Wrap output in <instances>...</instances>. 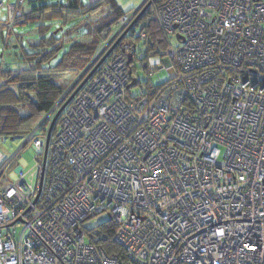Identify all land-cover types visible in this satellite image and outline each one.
<instances>
[{
  "label": "built area",
  "instance_id": "2783aa9c",
  "mask_svg": "<svg viewBox=\"0 0 264 264\" xmlns=\"http://www.w3.org/2000/svg\"><path fill=\"white\" fill-rule=\"evenodd\" d=\"M148 3L179 45L144 67L177 76L133 96L125 33ZM106 55L59 117L42 182L54 116ZM61 99L25 142L36 173L0 151V264H264V0H146ZM104 215L121 252L85 228Z\"/></svg>",
  "mask_w": 264,
  "mask_h": 264
},
{
  "label": "trees",
  "instance_id": "16d2710c",
  "mask_svg": "<svg viewBox=\"0 0 264 264\" xmlns=\"http://www.w3.org/2000/svg\"><path fill=\"white\" fill-rule=\"evenodd\" d=\"M28 5L29 11L23 6V17L13 24L8 22L6 27L32 24L38 28L40 39L29 44V49L18 40L7 43L4 25L0 28L4 51L9 53H2L5 59H0V139H28L38 121L43 120L64 95L60 81L68 75L83 74L117 22L133 11L125 12L113 0L94 5L81 0H57L53 4L49 0H31ZM55 25L61 26L57 33L53 32ZM137 27L139 34H136ZM142 34L146 38L143 39ZM129 38L140 43L138 49L132 43V76H135L133 64L140 50L144 53L142 69L148 72L144 67L146 61L152 57L163 59L170 47V38L161 30L152 8L141 16ZM58 57L60 61L56 62ZM9 59L13 61L5 63ZM49 124L44 123L40 132L44 133ZM114 228L109 218L91 230L95 234L93 242L110 253L121 252L112 241Z\"/></svg>",
  "mask_w": 264,
  "mask_h": 264
},
{
  "label": "rangeland",
  "instance_id": "374dc122",
  "mask_svg": "<svg viewBox=\"0 0 264 264\" xmlns=\"http://www.w3.org/2000/svg\"><path fill=\"white\" fill-rule=\"evenodd\" d=\"M29 1L31 0H25L24 7L26 11H29ZM57 0H49V3H55ZM83 3L87 4L86 0H81ZM134 1V0H132ZM146 0H136V2H139L137 7H135V10L138 9ZM18 3V0H0V28L2 25H4L3 32L4 36L6 37V42H12L15 40H18L21 45H24L29 49V44H35L36 40L40 39V33L39 29L35 28L32 24H23L19 26H11L6 27L9 20V7L12 5H16ZM40 3V2H39ZM29 8V9H28ZM21 10V7H19ZM61 28V26L55 25L53 27V32L57 33ZM67 26H65L66 30ZM136 34H139L140 28L137 27ZM1 34V33H0ZM170 45L174 48H176L179 43L176 37H171L170 39ZM142 46V45H141ZM143 47V46H142ZM18 50V49H16ZM142 52V53H139ZM138 52V57L134 61V70H135V76L138 79V82L140 85L137 87H134L131 89L130 93L135 96L140 94L142 91H144V88L148 85H154V86H160L163 84H166L167 82L171 81L177 76V69L174 66H165L164 69L158 70L155 73H149L142 69V62L144 60V53L143 50H140ZM2 53L7 55L8 52L5 53L3 48V42L0 38V59L2 56ZM9 54V53H8ZM63 55L60 57L62 58ZM60 58L58 57V60L56 62L60 61ZM5 59V58H3ZM164 59L159 58H150L146 62L150 64L155 65H164L163 62ZM3 61V60H2ZM12 59L6 60L5 63L12 62ZM78 76L75 75H68L64 79L60 81L61 86L64 88L65 93L73 86V84L77 81ZM143 87V88H142ZM64 93V94H65ZM43 120L40 119L36 125V128L42 122ZM35 128V129H36ZM27 138H2L0 139V151L1 153L7 158H11L15 154L18 153L17 159L24 161L26 166L23 169V171L27 174V176L36 173L37 170V159L36 157L39 154V149H37L36 145L34 144V141L31 140L28 142V145H25V142L27 141ZM40 161V160H39ZM109 220L108 216H99L92 220H89L86 222L85 228L89 231L95 230L98 225H101Z\"/></svg>",
  "mask_w": 264,
  "mask_h": 264
},
{
  "label": "water",
  "instance_id": "95a60500",
  "mask_svg": "<svg viewBox=\"0 0 264 264\" xmlns=\"http://www.w3.org/2000/svg\"><path fill=\"white\" fill-rule=\"evenodd\" d=\"M150 6H151V3H148L147 5H145V7L142 9V11L138 14V16L132 22V24L128 28L127 32L125 33V35L137 25V23L139 22L141 16L150 8ZM115 46L107 53V55L115 48ZM107 55L102 59V61L98 64V66L92 70V72L88 75V77L79 85V87L73 92V94L69 97V99L64 103V105L60 108V110L54 116V118H53V120H52V122H51V124L49 126V129H48V136H47L46 147H45V157H44L43 169H42V182H43V176H44L45 169H46V162H47V155H48V150H49L50 138L52 136L53 130H54V128H55V126H56V124L58 122L59 117L61 116V114H62L63 110L66 108V106L70 103V101L76 96V94L82 89V87L85 85V83L89 80V78L97 70L99 65L102 64L103 60H105ZM131 61H132V56H129L128 57V64H130ZM91 64L89 65V67L91 66ZM89 67L86 70H88ZM136 83H137V81H136V79H134L133 82H132V86H135ZM42 182H41V185H42ZM40 193H41V189H40Z\"/></svg>",
  "mask_w": 264,
  "mask_h": 264
},
{
  "label": "crops",
  "instance_id": "0c3cea01",
  "mask_svg": "<svg viewBox=\"0 0 264 264\" xmlns=\"http://www.w3.org/2000/svg\"><path fill=\"white\" fill-rule=\"evenodd\" d=\"M103 0H86L88 5H94ZM117 6H119L122 10L125 12L135 10V7H137L139 2H136V0H113ZM143 5V4H142Z\"/></svg>",
  "mask_w": 264,
  "mask_h": 264
}]
</instances>
